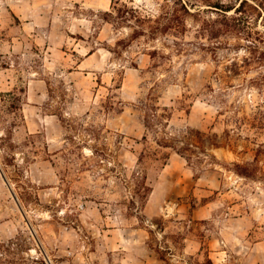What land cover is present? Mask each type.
<instances>
[{
  "label": "rangeland",
  "instance_id": "374dc122",
  "mask_svg": "<svg viewBox=\"0 0 264 264\" xmlns=\"http://www.w3.org/2000/svg\"><path fill=\"white\" fill-rule=\"evenodd\" d=\"M0 174V264H264V0H0Z\"/></svg>",
  "mask_w": 264,
  "mask_h": 264
},
{
  "label": "crops",
  "instance_id": "0c3cea01",
  "mask_svg": "<svg viewBox=\"0 0 264 264\" xmlns=\"http://www.w3.org/2000/svg\"><path fill=\"white\" fill-rule=\"evenodd\" d=\"M168 164H166L167 166ZM155 192V188L153 189ZM9 189H8V183L6 182L5 178L0 174V213L1 212H4V206L2 205V203H7V207L10 209V210H15L16 207L11 203V201L9 200ZM212 204H214V202H211V201H207L203 206H212ZM245 204V201L243 202H240V201H236L234 204H232L231 207H234V206H240L242 208V218L243 220H252V218H258V217H251L250 215V212L251 210H253L251 207L249 208H245L243 205ZM248 206V205H247ZM246 211V212H245ZM241 216H239V219H240ZM253 221V220H252ZM245 222V221H244ZM243 222L242 225H245ZM10 223H12V220L8 219H3L0 221V241H4L5 239L9 238L10 236H12L14 234L15 231H17V228L18 226L17 225H10ZM255 225H258V224H255ZM189 246H194L193 243H190Z\"/></svg>",
  "mask_w": 264,
  "mask_h": 264
},
{
  "label": "trees",
  "instance_id": "16d2710c",
  "mask_svg": "<svg viewBox=\"0 0 264 264\" xmlns=\"http://www.w3.org/2000/svg\"><path fill=\"white\" fill-rule=\"evenodd\" d=\"M242 2H244V0H242ZM209 4L210 5H213V6H216V7H220L219 4H221L222 6H225V5H223L224 3H220V2L215 3V5L214 4H211V3H209ZM259 5L262 6V8H263V5H261V3H259ZM230 8H231L230 6H226V8L224 10H228ZM212 37H216V33H213ZM22 91H24V90H22ZM235 165L240 169V172H242L243 174H248L247 171L241 165H239V163H235ZM4 242L5 241H0V246L1 247H4L5 246L4 245L5 244Z\"/></svg>",
  "mask_w": 264,
  "mask_h": 264
},
{
  "label": "water",
  "instance_id": "95a60500",
  "mask_svg": "<svg viewBox=\"0 0 264 264\" xmlns=\"http://www.w3.org/2000/svg\"><path fill=\"white\" fill-rule=\"evenodd\" d=\"M3 175V174H2Z\"/></svg>",
  "mask_w": 264,
  "mask_h": 264
}]
</instances>
